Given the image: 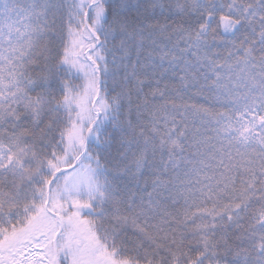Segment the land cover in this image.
Masks as SVG:
<instances>
[{
    "label": "snow or ice",
    "instance_id": "obj_1",
    "mask_svg": "<svg viewBox=\"0 0 264 264\" xmlns=\"http://www.w3.org/2000/svg\"><path fill=\"white\" fill-rule=\"evenodd\" d=\"M0 264H264V0H0Z\"/></svg>",
    "mask_w": 264,
    "mask_h": 264
},
{
    "label": "flooded vegetation",
    "instance_id": "obj_2",
    "mask_svg": "<svg viewBox=\"0 0 264 264\" xmlns=\"http://www.w3.org/2000/svg\"><path fill=\"white\" fill-rule=\"evenodd\" d=\"M38 251V250H37Z\"/></svg>",
    "mask_w": 264,
    "mask_h": 264
}]
</instances>
